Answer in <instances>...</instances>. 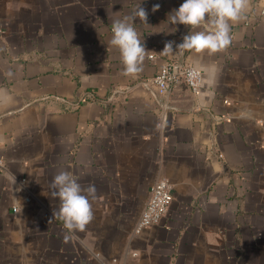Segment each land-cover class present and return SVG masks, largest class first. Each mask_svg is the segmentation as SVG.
Here are the masks:
<instances>
[{"label":"crops","instance_id":"0c3cea01","mask_svg":"<svg viewBox=\"0 0 264 264\" xmlns=\"http://www.w3.org/2000/svg\"><path fill=\"white\" fill-rule=\"evenodd\" d=\"M183 2L0 0V264H264V0L211 56L176 51L190 28L168 16ZM139 4L154 59L125 77L111 26ZM168 60L198 67L200 89L157 96ZM61 170L97 189L92 222L68 242L48 223ZM160 178L167 212L136 232Z\"/></svg>","mask_w":264,"mask_h":264},{"label":"clouds","instance_id":"9594fccd","mask_svg":"<svg viewBox=\"0 0 264 264\" xmlns=\"http://www.w3.org/2000/svg\"><path fill=\"white\" fill-rule=\"evenodd\" d=\"M250 0H184L178 9L169 14L172 25L189 26L190 31L184 35L182 42L176 45V51L207 52L214 55L231 46L233 37L231 27L244 19ZM159 4L152 8L158 11ZM148 25V12L137 5L131 14L112 22V37L110 46L117 49L123 65L121 74L125 77H136L143 71L144 62L150 59L141 34L134 26L136 19ZM200 29V30H197ZM174 42L165 43L161 55H171ZM241 118H251L248 112H241ZM50 196L58 199L59 207L53 210L52 219L62 221L66 229L65 242L70 240L69 233L83 232L93 218V202L97 199V189L94 184L82 186L77 178L67 170H61L53 176L49 184Z\"/></svg>","mask_w":264,"mask_h":264},{"label":"built area","instance_id":"2783aa9c","mask_svg":"<svg viewBox=\"0 0 264 264\" xmlns=\"http://www.w3.org/2000/svg\"><path fill=\"white\" fill-rule=\"evenodd\" d=\"M264 17V9L261 11ZM154 59V55L150 54ZM202 71L190 64H180L174 61H163L158 66V72L153 78V84L156 87V95H165L170 88L184 83L191 91L196 92L202 85ZM0 167H3L0 160ZM172 187L166 178L156 180L150 187L149 197L147 203L141 212L135 231L139 232L143 228L151 227L159 223L162 217L167 212L169 203L171 202ZM17 207L14 206L13 210L16 211Z\"/></svg>","mask_w":264,"mask_h":264}]
</instances>
